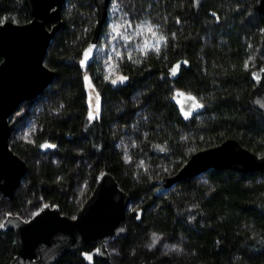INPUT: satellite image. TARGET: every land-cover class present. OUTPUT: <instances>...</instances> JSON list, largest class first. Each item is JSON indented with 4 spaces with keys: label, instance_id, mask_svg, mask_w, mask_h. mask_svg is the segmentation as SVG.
Returning <instances> with one entry per match:
<instances>
[{
    "label": "trees",
    "instance_id": "trees-1",
    "mask_svg": "<svg viewBox=\"0 0 264 264\" xmlns=\"http://www.w3.org/2000/svg\"><path fill=\"white\" fill-rule=\"evenodd\" d=\"M140 1L152 2L158 17L163 12L170 15L162 30L166 40L159 51L121 57L116 83L114 78L106 80L92 63L89 74L104 97V108L100 118L91 119L79 61L93 34L96 8L94 0H66L63 25L45 58L56 77L28 100L50 102L37 115V143L16 138L14 132L10 137L12 149L27 160L28 171L13 198L0 194V223L10 213L29 219L45 203L74 216L82 207L81 184L88 180L92 193L98 173L107 170L128 192L130 204L135 203L127 209L125 235L112 239L116 254L110 253V261L104 262L90 244L54 264H264V169H211L206 182L187 178L156 193L159 178L154 165L150 171H137L116 144L122 126L129 127L144 110L140 123L147 133L141 146L153 164L171 165L169 175L195 151L228 137L263 154L264 113L248 103V96L254 86L251 71L264 64V36L256 32L264 28V10L258 0ZM128 9L133 11L130 5ZM31 19L26 0H0V21ZM227 23V40L220 42L215 35L211 46L204 41L210 29H226ZM243 33L255 38L250 69L245 66ZM141 89L142 101L137 103L132 95ZM177 90L209 92L207 114L197 121L196 115L182 113L174 101ZM10 123L13 126V120ZM188 124L196 142L190 154L184 153L192 141L185 133ZM46 141L54 143L49 150L56 152L57 161L41 157L49 151L41 147ZM177 157L181 159L171 160ZM153 233L180 242L185 252L166 255L152 248ZM15 255L14 231L0 228V264H10Z\"/></svg>",
    "mask_w": 264,
    "mask_h": 264
},
{
    "label": "water",
    "instance_id": "water-1",
    "mask_svg": "<svg viewBox=\"0 0 264 264\" xmlns=\"http://www.w3.org/2000/svg\"><path fill=\"white\" fill-rule=\"evenodd\" d=\"M111 0H94L96 24L79 64L83 71L88 116L100 118L104 97L89 74L100 35L106 22ZM32 19L25 23L0 21V194L13 198L28 171V162L10 145V118L21 103L39 96L56 77L45 58L55 34L63 25L62 11L66 0H26ZM264 10V0H258ZM50 25V26H49ZM91 50V51H89ZM87 53V59L85 54ZM254 86L248 103L264 113V64L251 71ZM178 93H183L179 96ZM194 97V100L188 99ZM176 107L182 113H199L204 103L192 92L177 90ZM200 105L193 107V105ZM51 141L41 147L49 150ZM211 169H229L247 173L264 169V153L242 145L236 138L199 149L173 174L158 180L156 193L173 187L187 178H194ZM130 195L107 170L97 175L95 187L75 216L64 214L57 205L45 203L29 219L10 213L0 223L2 230H13L16 255L10 264H54L68 252L94 244L97 256L109 262L107 242L122 237L127 231L126 216ZM206 264V263H201Z\"/></svg>",
    "mask_w": 264,
    "mask_h": 264
},
{
    "label": "rangeland",
    "instance_id": "rangeland-1",
    "mask_svg": "<svg viewBox=\"0 0 264 264\" xmlns=\"http://www.w3.org/2000/svg\"><path fill=\"white\" fill-rule=\"evenodd\" d=\"M129 5L130 7H132L133 11L128 9ZM169 18L170 15L167 12H163L159 17L155 15V11L152 8V2L147 3V5H143L140 0H111L109 4L108 16L105 23V29L101 32L96 55L93 61V63H96V65H98V69H100L104 78L106 80L114 78L115 80L118 77V66L121 57L127 56L130 58L133 55L145 54L150 50H155V48L151 46L156 44V39L153 38L151 33L147 32L146 30L141 32L140 25H143L146 22L150 23L151 25L156 27V31L158 32V34L162 35L165 38L162 32V30L164 29L163 25L168 23ZM228 28H230V25H228L226 29L224 28L223 30L219 31L210 29L203 36L204 41L211 46L213 37L215 35H219L218 40L220 42L227 40V34L229 31ZM256 32L264 36V28L260 29L259 31L257 30ZM241 39L246 45L247 50V54H244L245 66L250 69L252 67L250 47L254 45V34L247 35L246 33H243L241 35ZM165 40L160 43L159 48L162 46ZM146 41L149 44V47L147 49L144 48V44ZM142 92V89L134 92V94L132 95V99L135 102L140 103L142 101ZM196 95L205 104V108L199 113L195 114L196 120L199 121L203 118V116L207 114L209 92L203 91L197 93ZM49 104L50 102L46 98L35 102H23L20 107L15 110L10 118V120H13L12 132H14V137L37 143V115L41 109ZM143 111H139L140 113L138 114L137 119L132 122L129 127L124 128L122 126L121 136L117 140L116 144L120 152L123 154V158L129 164L134 166L137 171H150L151 169L149 168L151 167V165H154V172L160 179L164 175H169V173H167V170L171 168V165L162 161L153 164L148 150H144V147L141 146L144 144H142L140 140L143 139V137L147 133V131L145 130V126L140 123L142 116L143 118L145 117V115L142 114ZM24 113H26L25 117L23 116ZM191 127V124H188L185 132L187 136H189L192 140L184 149V153L187 154H190V152L195 149L193 146L196 145L194 138L191 136L193 133H195V131L194 128ZM42 156H49L52 157V159L55 161L58 160V155L55 151H46L41 155V157ZM180 159L181 157H177L175 160H171L174 162ZM28 160L37 161L36 158H28ZM196 177L198 178V181L206 182V180L208 179L207 171ZM261 177L263 176L261 175L260 178ZM167 190H165L164 192H166ZM90 191V184L88 180H85L79 188V192L81 193L80 203H82V205L90 196ZM134 205L135 203H129L128 209H131ZM150 244L152 248H159L160 251L166 255L185 252L183 245L180 242L171 240L165 235L159 233H153L151 235ZM107 246L110 253L115 255L117 248L112 240L107 242Z\"/></svg>",
    "mask_w": 264,
    "mask_h": 264
},
{
    "label": "snow or ice",
    "instance_id": "snow-or-ice-1",
    "mask_svg": "<svg viewBox=\"0 0 264 264\" xmlns=\"http://www.w3.org/2000/svg\"><path fill=\"white\" fill-rule=\"evenodd\" d=\"M116 30V29H114ZM147 31L149 33H151V35L153 36V38L156 39V44L152 45L151 47H154L156 51H159V45L162 41L165 40V38L162 36V35H159L158 32L156 31V27L151 25L150 23H145L143 25H140V31L143 32V31ZM149 47V44L148 42L146 41L145 44H144V48L147 49ZM91 51V50H89ZM85 59H87V53L85 54ZM179 67V65L176 66V68H173L172 69V74L175 75L176 73V70L177 68ZM121 80H126L127 77H120ZM113 83H116L115 80L112 81ZM179 96H183L184 94L183 93H178ZM188 99H191V100H194L195 98L194 97H188ZM200 105H193V107H198ZM191 113L188 112L186 113V116L187 115H190ZM44 147H54L53 145H44ZM0 227H2V225H0ZM89 259H91V257H89Z\"/></svg>",
    "mask_w": 264,
    "mask_h": 264
}]
</instances>
